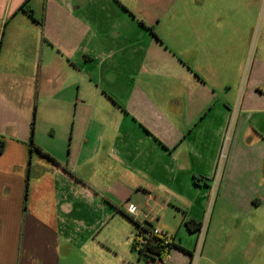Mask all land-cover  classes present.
<instances>
[{"label": "crops", "instance_id": "1", "mask_svg": "<svg viewBox=\"0 0 264 264\" xmlns=\"http://www.w3.org/2000/svg\"><path fill=\"white\" fill-rule=\"evenodd\" d=\"M253 2L0 0V73L32 81L27 95L0 89V264H118L102 218L164 233L153 210L175 202L192 215L212 193V231L261 236L264 256V9ZM61 69L78 81L62 88ZM44 105L74 109L66 158L37 131Z\"/></svg>", "mask_w": 264, "mask_h": 264}, {"label": "rangeland", "instance_id": "2", "mask_svg": "<svg viewBox=\"0 0 264 264\" xmlns=\"http://www.w3.org/2000/svg\"><path fill=\"white\" fill-rule=\"evenodd\" d=\"M243 0H234L235 5H240V2ZM255 8L264 9V0H255L252 4ZM41 16H39V19ZM43 23V21L40 20ZM66 22V20H64ZM17 40L19 38L15 37ZM7 39H4V41ZM24 41V40H23ZM3 46V53L8 48L7 42L3 44V39L0 38V49ZM21 47L13 46L11 47V52H8L9 55L17 57V53ZM29 48H26L25 55L28 59L26 62L31 65V59L36 58L37 63L41 60L40 51L35 48H30L29 54H26V51ZM45 52L44 58L45 63H55L56 62V53L53 49H47ZM17 51V53H15ZM31 58V59H30ZM35 59V61H36ZM59 65L57 62L55 63ZM62 74L66 76V81L62 83V88H69L73 82L78 81L76 74L69 72L68 69H61ZM23 72H11L7 71L6 73H0V89L8 87L10 91L21 92L22 94L27 95V93L32 89V81L30 78H26L22 74ZM21 75V76H20ZM69 76V77H68ZM71 81V84H70ZM78 86H75L77 89ZM34 93V90L32 91ZM36 94V91H35ZM32 94L33 98H36V95ZM35 107V106H34ZM60 109V110H59ZM62 106H56V109L52 105L40 106L38 109H34L32 112V117L34 118V113L36 117L37 131L44 135V139L50 140L47 136L51 133L55 134L54 141L56 142V150L60 153L63 158H66L69 152L70 147V132H67L65 125H62L67 117H70L71 122L73 121L74 109L71 107V110L68 112L64 111ZM67 111V110H66ZM38 123V124H37ZM72 124V123H71ZM44 133V134H43ZM226 134V132H225ZM222 149V146H221ZM221 151V150H220ZM224 151L227 153L226 158H223L226 161L227 155H229L230 148L229 143L224 147ZM167 207H161L152 211L154 215L158 218L156 224L160 225L159 228L163 229L164 235L169 239L175 240L180 244V247L187 248L190 253H185L178 246L172 247L171 256L173 257V263L177 264H240L245 260V258L252 263L264 264V256L258 254L262 237L261 236H244L242 233L244 230H234L231 231H222L219 233H214L212 231V226L214 220L213 217H217L222 212L218 205H215L214 193H212L209 202H204L203 206L199 208H194L192 215H198L201 217L202 229L197 232L191 233L185 222L189 219L191 220L192 215L189 214V209L183 207L175 202L167 204ZM104 213L98 212V215L102 217ZM107 214L109 212L107 211ZM105 216V215H104ZM186 217H189L185 220ZM102 225L99 228L100 235L104 240V245L108 252L111 254L118 253V258L115 257L113 262L118 264H149L146 260L140 257L139 250L134 249L135 239L139 237L140 232H144V229L141 228L143 220L140 218V223L137 220H132L131 218L124 216L119 213H113L107 215L105 218H102ZM239 225V224H238ZM146 226L150 227L149 223H146ZM225 226L231 228H237L236 224L227 223ZM242 226V225H241ZM153 229V227H150ZM211 228V229H210ZM159 230V229H158ZM161 231V230H159ZM247 232V231H246ZM259 241H255V238H259ZM246 247H249L250 244L253 246L256 244V247L253 249L248 248V250L243 251ZM112 256V255H111ZM110 256V257H111ZM112 260V259H111ZM246 260V261H247Z\"/></svg>", "mask_w": 264, "mask_h": 264}, {"label": "trees", "instance_id": "3", "mask_svg": "<svg viewBox=\"0 0 264 264\" xmlns=\"http://www.w3.org/2000/svg\"><path fill=\"white\" fill-rule=\"evenodd\" d=\"M21 9L24 10V6L21 7ZM29 14L31 15V17H33L32 11H30ZM3 146H4V142L0 141V153L3 151ZM185 225L187 226L188 230L191 233L199 232L202 229V223H197L195 220H192V219L186 221ZM150 227L146 226V224L141 225V228L144 229V232H148V231L152 230V228H150ZM144 232L139 233L140 238L144 237ZM167 239L168 238L164 235V233L161 236H153V237L148 238L147 243H142L140 241L139 237H137L135 239L134 249L139 250V254H140L141 258L146 260L149 264H153L154 262H156V260L158 258L163 259L167 253L171 252L172 247L178 246L177 244H175V238H173L171 250L166 251L165 246H164V242ZM179 248L181 250H183L185 253L191 254V252L189 250H187L186 248L180 247V246H179Z\"/></svg>", "mask_w": 264, "mask_h": 264}, {"label": "built area", "instance_id": "4", "mask_svg": "<svg viewBox=\"0 0 264 264\" xmlns=\"http://www.w3.org/2000/svg\"><path fill=\"white\" fill-rule=\"evenodd\" d=\"M232 132H233V127L232 125L228 127L227 131H226V134L223 138V143H222V149L220 151V154H219V159H218V165H217V168H218V172L221 173V170L224 168V165L226 163V161L224 160V162L222 161L223 158H226V152L224 151V147L226 146L227 143H229V148L231 146V142H232ZM228 157V155H227ZM227 160V159H226ZM163 234V232L159 231L158 229H152L148 232H144V237H141L140 238V241L142 243H147L148 241V238L150 237H153V236H161ZM172 240H165L164 242V246H165V249L166 251H170L171 250V246H172ZM172 260V256H171V252L167 253L163 259L161 258H158L156 260V262H154L153 264H165V263H168Z\"/></svg>", "mask_w": 264, "mask_h": 264}]
</instances>
